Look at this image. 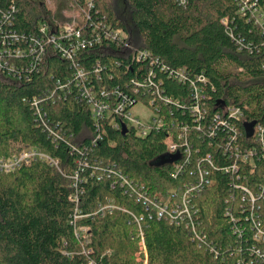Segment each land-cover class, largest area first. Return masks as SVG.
<instances>
[{
    "label": "trees",
    "instance_id": "trees-1",
    "mask_svg": "<svg viewBox=\"0 0 264 264\" xmlns=\"http://www.w3.org/2000/svg\"><path fill=\"white\" fill-rule=\"evenodd\" d=\"M258 2L264 6V0ZM84 3L0 0V29L3 35L36 33L41 25L53 31L56 23L72 22L68 14ZM95 3V21L122 28L136 51L148 50L159 64L209 79L205 120L191 119L188 86L157 67L150 70L162 93L179 99L182 108H163L165 127L144 138L114 128L110 118L95 122L89 108L72 96L41 102L46 116L38 118L34 100H45L55 80L72 73V62L52 50L33 71L31 59L21 60V79L0 72V157L37 148L58 162L56 167L38 160L0 173V264H264V235L258 236L264 231V143L255 135L256 127L264 125L259 31L239 14L237 0H190L186 8L177 0ZM224 18L228 28L221 23ZM131 53L108 42L85 49L76 62L92 74L100 62L102 80L97 77L96 86L132 93L134 80L149 76V61L132 60ZM229 106L242 110L240 121L224 114ZM216 114L230 125L213 123ZM183 123L190 126V163L187 155L170 153L166 144L167 135L182 132ZM231 126L239 130L237 140L229 138ZM235 162L238 171L233 172ZM199 170L205 174L202 181ZM124 180L144 190L147 202L126 192ZM187 188H192L186 200L198 231L207 234L205 243L185 227L158 219L149 205L182 207ZM78 190L82 194L73 202ZM110 200L119 209L98 214ZM129 212L144 215L148 226L147 257L140 263L134 259L139 237Z\"/></svg>",
    "mask_w": 264,
    "mask_h": 264
},
{
    "label": "built area",
    "instance_id": "built-area-1",
    "mask_svg": "<svg viewBox=\"0 0 264 264\" xmlns=\"http://www.w3.org/2000/svg\"><path fill=\"white\" fill-rule=\"evenodd\" d=\"M190 0H177V3L186 8ZM95 2L97 0H85V6L80 10L81 22L77 23L68 22L64 25L56 23L53 31H50L48 25H41L38 28V32L30 34H22L12 32L8 35H3L0 29V72L8 75L12 78H20L24 76L25 69L20 66V61L25 59H31L29 67L31 71L36 69V62L44 59L49 50L57 53L61 59L72 62L70 75H66L63 79L55 80L56 88L46 94L45 100L36 98L34 100V109L38 118H45L46 112L41 107L40 103L47 100L57 101L69 96L74 97L76 101L83 102L88 108L89 113L95 122L101 119H112V126L118 130H122L126 127L127 132L134 131L137 137H146L150 131L156 132L162 131L165 127V121L162 117V109L171 104H174L178 109L182 108V102L179 99H174L172 96H167L162 93L159 83L155 81L156 76L152 72L155 67L159 68L161 72L168 74V78L174 79L179 83H184L188 86L193 99L191 106L192 118L200 122L205 120L207 101L210 97L206 86L209 79L204 75L191 74L186 68H178L173 70L168 68L163 62L159 64V59L148 50L136 51L129 40L130 37L127 32L122 28L114 27L106 21H95L92 11L95 9ZM239 7V14L245 18L248 22H251L255 28L259 31V35L263 38L264 44V6L258 2V0H237ZM79 11V10H76ZM221 23L228 28V18H224ZM112 43L118 47H122L124 51H131V59L140 61H149V76L146 78L134 80V88L132 93H128L118 88L107 89L105 87H98L94 84L96 78L98 81L102 80V67L100 62L93 65V74L87 69L80 66L76 62V58L79 53L87 48H93L94 46H102L105 43ZM134 50V51H133ZM27 71V70H26ZM28 72V71H27ZM21 76V77H18ZM143 103L147 107L154 108L156 118L152 126L143 125L140 120L133 117L130 110L137 104ZM224 114L228 115L230 119L240 121L243 117L241 109L229 106L224 110ZM221 114H216L213 118L219 125H230L229 122L223 121ZM126 122L129 123L126 124ZM214 130V129H213ZM231 130L234 133L230 134L229 138H235L239 135V130L231 126ZM190 126L187 123H183L182 132L180 131L176 135L169 133L166 137V144L170 153H181L183 156L187 155L186 161L190 163V154L192 145L189 141ZM255 135L257 140L264 143V125L259 124L256 127ZM211 136L217 135L214 130ZM254 151V150H251ZM235 154L240 155L239 148L235 149ZM251 154V152H250ZM254 154V152H253ZM212 155L208 154L206 160L209 164L212 163ZM42 160L58 167V162L50 158L45 153L41 152L37 148L24 149L19 153L13 154L9 158L0 157V173H12L25 165ZM243 160H247V156H243ZM243 160H241L243 162ZM237 162L234 163L232 171H238ZM112 172V170H108ZM230 168H226L225 172H229ZM200 180L205 179V174L202 170H199ZM78 176L74 177V182L77 183ZM122 187H127V191L131 190V194H138L139 199H144L147 202L146 192L144 190H137L132 184L133 182L124 180ZM76 187V184H75ZM245 192L248 190L242 187ZM192 188H187L186 196L182 203V207L170 208L168 205L158 204L157 202L150 201L149 205L153 209L158 219L166 218L171 224L178 227H185L188 232H191L194 239L200 243H205L207 240V234L203 231H198L197 226L192 217V208H189V204L186 199L189 197V193ZM82 194L81 190H78L72 197L73 202H78L79 196ZM114 209H119L114 201L110 200L105 205H100L98 214L104 215L106 212H112ZM123 210V209H120ZM132 220H134L137 227V235L139 237L138 247L144 253L145 250V234L148 226L145 224L146 218L144 215H137L134 212H129ZM152 217V216H150ZM81 216H76L75 219H79ZM264 235V231H259Z\"/></svg>",
    "mask_w": 264,
    "mask_h": 264
},
{
    "label": "rangeland",
    "instance_id": "rangeland-1",
    "mask_svg": "<svg viewBox=\"0 0 264 264\" xmlns=\"http://www.w3.org/2000/svg\"><path fill=\"white\" fill-rule=\"evenodd\" d=\"M34 1H39V0H34ZM47 5L53 6V2L54 0H45ZM70 16V18L72 19V22L76 21L79 18L80 15V11H72L68 14ZM81 19V17H80ZM80 22V21H79ZM154 108L151 107H147L145 106L143 103H139L137 105H135L131 110L130 113L133 117L137 118L138 120H140V122L143 125H147V126H152L154 123V120L156 118V114L154 113ZM126 124L129 125L128 122H126ZM258 234L260 235L261 233L258 232ZM146 253V251H145ZM147 257V256H146ZM145 254L139 249V247H137V250L134 254V259H135V263L136 262H142L143 260H146Z\"/></svg>",
    "mask_w": 264,
    "mask_h": 264
},
{
    "label": "water",
    "instance_id": "water-1",
    "mask_svg": "<svg viewBox=\"0 0 264 264\" xmlns=\"http://www.w3.org/2000/svg\"><path fill=\"white\" fill-rule=\"evenodd\" d=\"M255 123L251 126L250 130L252 131L253 127H254ZM127 132V129L126 127L123 128V133H126ZM252 135V132L250 133L248 130H247V136L250 137Z\"/></svg>",
    "mask_w": 264,
    "mask_h": 264
}]
</instances>
